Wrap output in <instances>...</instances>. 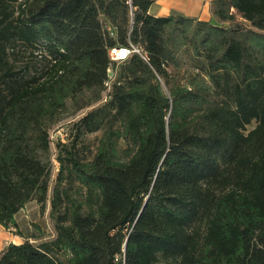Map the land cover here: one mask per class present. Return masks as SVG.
I'll return each instance as SVG.
<instances>
[{
  "label": "trees",
  "instance_id": "1",
  "mask_svg": "<svg viewBox=\"0 0 264 264\" xmlns=\"http://www.w3.org/2000/svg\"><path fill=\"white\" fill-rule=\"evenodd\" d=\"M154 2L0 0V225L49 199L55 231L0 264H264V0Z\"/></svg>",
  "mask_w": 264,
  "mask_h": 264
},
{
  "label": "rangeland",
  "instance_id": "2",
  "mask_svg": "<svg viewBox=\"0 0 264 264\" xmlns=\"http://www.w3.org/2000/svg\"><path fill=\"white\" fill-rule=\"evenodd\" d=\"M119 51V50H118ZM120 52V51H119ZM110 55L115 60L123 59L124 57L121 55H116L112 51L110 52ZM108 75L110 78V81L113 79V72L111 70L108 71ZM84 113V110L80 111L75 116H67L66 119L64 118L59 124L53 127L51 131V137H52V143L50 145V155H51V176H50V182H49V190H48V197L51 194L52 186L54 184L56 173L58 170V162L56 161V147H55V141L58 137H60L63 141L66 138L65 132H68L69 126L71 121L74 119H77ZM254 125V123L250 124L248 128H251ZM101 134V131L86 134L79 142V145L83 144L82 149V155H91L94 150L95 146L97 144L98 138ZM49 199H47L44 203V205H40L36 201H30L28 202L24 208H22L16 215L15 220L17 223V227H11L9 229H6L11 233V235H6L8 238H12L11 242H17L20 240H24L25 238H31L33 239L34 235L37 237L36 240L40 241L43 239H50L55 234L53 223L50 220L49 217ZM20 243V242H19ZM8 243H6L7 245ZM5 245V246H6Z\"/></svg>",
  "mask_w": 264,
  "mask_h": 264
},
{
  "label": "crops",
  "instance_id": "3",
  "mask_svg": "<svg viewBox=\"0 0 264 264\" xmlns=\"http://www.w3.org/2000/svg\"><path fill=\"white\" fill-rule=\"evenodd\" d=\"M212 0H155L149 11L153 15H166L172 11H178L186 16L196 17L202 20L210 18L209 5ZM11 235L2 225H0V251L11 241ZM20 241H13L19 243Z\"/></svg>",
  "mask_w": 264,
  "mask_h": 264
},
{
  "label": "bare ground",
  "instance_id": "4",
  "mask_svg": "<svg viewBox=\"0 0 264 264\" xmlns=\"http://www.w3.org/2000/svg\"><path fill=\"white\" fill-rule=\"evenodd\" d=\"M111 51L112 52L115 51L117 55H120V56L122 55L123 57H125L128 53V50L127 49L125 50L124 48L119 49L120 52L118 51V49H113Z\"/></svg>",
  "mask_w": 264,
  "mask_h": 264
},
{
  "label": "built area",
  "instance_id": "5",
  "mask_svg": "<svg viewBox=\"0 0 264 264\" xmlns=\"http://www.w3.org/2000/svg\"><path fill=\"white\" fill-rule=\"evenodd\" d=\"M129 52V51H128ZM113 53H115L117 55V53L115 51H113ZM52 138V137H51Z\"/></svg>",
  "mask_w": 264,
  "mask_h": 264
}]
</instances>
